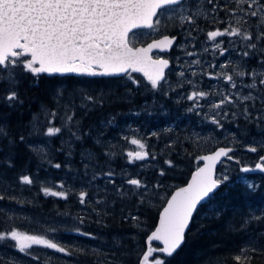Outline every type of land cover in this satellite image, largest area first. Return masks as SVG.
Segmentation results:
<instances>
[{
	"label": "trees",
	"instance_id": "trees-1",
	"mask_svg": "<svg viewBox=\"0 0 264 264\" xmlns=\"http://www.w3.org/2000/svg\"><path fill=\"white\" fill-rule=\"evenodd\" d=\"M211 19L218 25L215 17ZM191 35L198 47L199 38L195 32ZM145 38V43L152 40ZM253 55L258 64L264 59L259 49ZM16 71L14 86L0 82V127L4 129L0 134V195L4 197L0 200V231L16 229L53 240L57 233L61 238L55 241L72 256L47 257L43 250L32 247V254L39 257L34 260L12 247V241H5L0 242V264H138L140 253L146 249V238L172 192L168 186L185 185L199 166L193 158L224 146L202 142V150L197 151L198 142L193 141L197 144L194 148L190 146L189 131L199 121L194 113L190 114L189 102L179 98L186 91L179 87L182 77L173 72L166 83L161 82L153 90L132 73L138 83L134 84L128 75L92 79L43 74L33 77ZM208 85L205 78L204 86ZM257 88L260 103L264 86ZM11 90L18 95L13 102L6 99ZM243 105L250 106L252 118L235 116L243 110L236 105L227 108L222 120L216 119L219 126L212 122L207 126V131L234 138L230 155L234 159L224 167L228 179L196 211L179 251L169 258L156 254L165 264H236L234 257L249 245L257 251L249 248L243 253L250 257L246 264H264V175L240 171L241 167H253L264 156V148L256 153L246 151L247 146L264 142V119L257 120L252 111L255 108L260 112L264 106ZM203 114L202 109L198 117L205 122ZM51 126L61 131L45 135ZM180 128L186 135H177L181 134L176 132ZM135 136L147 145L149 157L130 164L126 154L134 145L128 141ZM166 160L172 162L171 167ZM161 171L165 174L160 175ZM108 172L113 175L109 177ZM25 175L32 178L31 185L20 183ZM129 178L139 179L147 189L128 185ZM250 184L255 187L249 188ZM44 187L63 191L67 198L46 196ZM145 191L146 195H140ZM81 192L87 194L83 204ZM133 216L138 219L133 221ZM60 222L66 226L60 227ZM70 230L83 235L70 234ZM4 245L7 251H3ZM18 257L23 262L17 261Z\"/></svg>",
	"mask_w": 264,
	"mask_h": 264
},
{
	"label": "snow or ice",
	"instance_id": "snow-or-ice-1",
	"mask_svg": "<svg viewBox=\"0 0 264 264\" xmlns=\"http://www.w3.org/2000/svg\"><path fill=\"white\" fill-rule=\"evenodd\" d=\"M207 2L212 4V0H207ZM234 3L243 16L255 18L258 27L255 36L246 30L241 31L240 27L230 25L223 30L208 31L207 40L214 42L213 50H215L220 47L219 43H215L218 37H240L249 42L248 50L241 54L247 58L253 50H257L258 44L264 41V0H234ZM181 4L182 0H0V82H5L10 87L14 86L18 79L17 69L23 73H30L33 77H39L42 74H75L92 77L126 74L129 79H132L130 74L137 72L142 73L151 88L156 90L161 81L165 79V69L169 67V61L155 57L151 53L154 49L165 51L170 48L174 37L170 38L165 35L146 47H135L129 34L138 28L154 29L160 24V17L165 14L166 9ZM227 8L228 5H224V9ZM228 10L231 16H236L235 10ZM211 11H216V5H213ZM185 19L187 17L181 16L182 21ZM187 22L192 23L193 21L188 19ZM242 22L248 23L242 17L236 19V24ZM254 39L255 43L252 42ZM259 51L264 53V44H260ZM187 54L194 55L192 52ZM221 55H223V50ZM193 63H199V61H193ZM259 63L260 68L264 69V59H261ZM221 67L227 68L229 65H221ZM180 75L183 76L184 73ZM234 75L240 78L250 75L252 82L245 85L249 89L256 90L257 82L264 86V70L254 69L251 73H246L235 68L233 74L217 73L209 78L219 79L222 76L225 83L235 88ZM257 77H259L258 81ZM132 82L138 83L135 79H132ZM260 91L264 93V88ZM208 96L209 93L205 91H192L187 96V99L192 101L189 111L199 107L200 100ZM6 99L9 102L16 101L17 92L9 91ZM86 99L92 100L93 98L86 97ZM237 99L244 103L255 101L257 97L249 93L237 96ZM259 99L264 106V94ZM226 103H233L230 94L222 95V99L218 103H212L211 107L220 109ZM243 113L248 118L253 116L248 107L244 108ZM51 115L55 116L56 113L53 112ZM224 115L226 116L227 113ZM256 119H264V107L261 108ZM67 120L71 121L72 117L68 116ZM211 122L219 126L218 120L212 119ZM60 131V128L51 126L47 128L45 135L54 136ZM0 134H4L2 127H0ZM128 142L138 149L127 152L128 163L148 159L147 145L142 140L133 138ZM260 147H264V142L257 146H247L246 151L256 153ZM231 152H233L232 148L221 147L212 154L199 158L205 162L204 166L199 167L193 173L186 187L179 188L167 200V206L160 213L159 225L146 238L147 246L140 253L138 264H165V261L156 254L161 253L170 257L175 253L183 243L185 229L197 205L209 198L210 194L228 179L226 175L222 179L216 177L213 170L221 157L234 159L229 155ZM152 158L155 159L154 156ZM236 162L239 163V161ZM165 163L169 167L172 166L171 161L166 160ZM54 166L60 167L59 164ZM254 170L264 173V156L259 157V162L255 164L254 169L241 168L242 172ZM164 174L161 171L160 175ZM106 175L111 177L113 173L108 172ZM20 183L31 185L33 180L25 175L20 177ZM126 183L136 189H147V186L136 178H129ZM248 186L249 188L255 187L251 184ZM58 187L62 188L63 185ZM42 191L46 196L67 198L63 191H54L48 187L42 188ZM86 195L85 192L79 194L82 204L85 202ZM140 195H146V191ZM3 199L4 197L0 195V200ZM137 219L135 216L132 217L134 221ZM5 241H12V247L25 256H31L34 260L39 257L30 251L33 246L50 249L64 255L71 254L67 248L53 239L44 235H30L16 229L0 231V242ZM154 241L159 242L162 247L154 246ZM249 248L251 251H257L251 245L245 247L241 254L234 257L236 264H246L250 261V257L243 254ZM9 264L12 262L9 261Z\"/></svg>",
	"mask_w": 264,
	"mask_h": 264
},
{
	"label": "rangeland",
	"instance_id": "rangeland-1",
	"mask_svg": "<svg viewBox=\"0 0 264 264\" xmlns=\"http://www.w3.org/2000/svg\"><path fill=\"white\" fill-rule=\"evenodd\" d=\"M187 3L190 5L187 4L183 8H179V9L173 8L169 11H165V14L160 17L161 22L157 26L158 30L154 31V33L150 31V32L135 34L132 36V43L135 47H140L141 44L145 45V40H144L146 39L145 37H151L152 39H154L155 37L158 39L165 35L178 36V42H177L178 44L173 48L174 50L173 54L170 55L169 58L173 59L176 62L175 70H174L175 75L176 74L180 75V73H184L183 76L180 75L182 79L179 87L186 91L183 93L181 92L179 98L182 99L184 98L188 100L187 96L194 90L205 91L209 93V96L206 99L200 100L199 107H195L191 111H189L190 114L194 113L196 120L199 121L194 126H192L191 130L189 131V136L192 137V138L190 137L189 144L192 148H194L197 145L194 142H198V146L196 147L195 151L202 150L201 149L202 142H206L210 146L219 145V144H222L224 146H230V145L232 146L231 142L234 140V138L231 135H226V134L218 135L215 132L207 131V126L209 122L212 121V119L219 118L220 120H222L223 119L222 115L226 117L224 113H226L228 107L234 108L236 105H238L239 108H242L244 110L246 106H244L243 104L245 103H250L254 106L260 104L261 102L258 103L257 99L255 101H246L244 103H241L240 100L237 99V96H244V95H248L249 93H251L255 97H258L259 91L258 88L256 91L249 89L248 87H245V85L250 84L252 82V77L250 75H245L243 78L234 75V80L236 82L235 88H232L230 84L225 83L222 76L221 78L216 79L217 81L215 79H210L209 77L215 76L217 73L233 74V69L235 68H239V70L244 71L246 73H251L253 70H252V66L250 65V61L251 59H254V55L252 56L251 53L250 56L247 58L241 55L244 51L248 50L247 44L249 42L244 41L240 37H232L228 39H224V37L226 36L218 37L215 43H219L220 47L218 49L213 50L214 42H210L207 40V32L210 30H217V29L220 30V28L224 29L231 25V26L240 27L241 31L246 30L247 32L255 36V34L258 31L257 22L255 21V18L243 16V13L236 8L234 0H212V4H209L207 0H187ZM226 4L228 5V8L224 9V5ZM213 5H216L215 15L213 14L214 12L211 11ZM217 9H221V10L223 9V10L217 11ZM228 9L235 10L236 16L235 17L231 16ZM221 13H222V17H219ZM181 16L187 17V19L182 21ZM212 17H215L216 21L219 22L218 25L212 23L213 21V19H211ZM241 17L243 18V20H247L248 23L242 22L241 24H236V19ZM188 19L192 20L193 22L192 23L187 22ZM205 25L208 28L205 27ZM172 30H175V32L168 33L171 32ZM191 31L195 32L197 38H199L200 40L199 41L200 44L198 47H196L198 42L197 39L191 40L192 37ZM203 33H205V35H203ZM224 41H227V43H225ZM235 41L241 42L242 48H239L238 44ZM252 42L255 43L256 42L255 39ZM222 50L227 51V56L225 58H221ZM189 52L194 53V55L191 56L188 55L187 53ZM252 52L256 54V50H253ZM153 56L159 57V54H154ZM163 58L167 59V57H163ZM230 60L233 61L232 62L233 64L230 68L221 67V65H227V63L230 62ZM193 61H199V63H193ZM202 65L209 68L205 69L202 67ZM257 66H258L256 67L257 71L264 70L260 68V64H258V62H257ZM212 69L216 71L213 72ZM167 71L168 69L165 70V74L167 73ZM193 73H195V75H193ZM197 76L200 78L199 82L193 83L192 78ZM205 78H207L209 81L208 86H204ZM257 79H259V77H257ZM193 85H195V87H193ZM258 86L259 84L257 82V87ZM229 94H230V98L233 100L232 104L226 103L220 109H214L211 107L212 103H218L222 99V95H229ZM63 102L65 105L67 104L66 99L63 100ZM191 107L192 105H189V109ZM248 108H250V106H248ZM202 109L204 110L203 116L205 117L206 115L207 117V120L205 122H203V120H201L198 117ZM243 110H238L235 116L243 115L241 116V118L242 119L246 118V116L243 113ZM252 111L254 112L255 117H257L260 114V112H258L255 108L252 109ZM179 121L180 120H178L177 122L179 123ZM174 125L175 123L168 129H172ZM184 131H185L184 128H180L176 130V132L181 133V134H177L178 136L185 134ZM134 138L141 140V138H138L137 136H135ZM133 147L134 148L131 149L130 151L138 150L135 145ZM261 148L264 147H260V149ZM199 162H200L199 158H195V157L193 158L194 164L200 165ZM225 166H229V165L227 163H224L222 168L219 170L221 171V173L217 174V177L222 179L223 176L227 174V168L224 169ZM176 187L178 186L171 185L168 186V189L173 191ZM161 199L165 200V198L162 196ZM59 226L64 227L66 226V223L60 222ZM98 242H100L99 239L97 240V245ZM33 247L39 248V246H33ZM7 250L8 247L4 245L3 251H7ZM70 256L71 255H69V257ZM17 261L23 262L19 257Z\"/></svg>",
	"mask_w": 264,
	"mask_h": 264
},
{
	"label": "water",
	"instance_id": "water-1",
	"mask_svg": "<svg viewBox=\"0 0 264 264\" xmlns=\"http://www.w3.org/2000/svg\"><path fill=\"white\" fill-rule=\"evenodd\" d=\"M182 1H183V0H182ZM145 29H148V28H138V29H134L133 32H136V31H139V30H145ZM133 32H132V33H133ZM132 33H130V34H132ZM130 34H129V35H130ZM169 37H170V36H169ZM160 38H162V37H160ZM160 38H158V39H160ZM170 38H173V37H170ZM158 39H156V40H158ZM153 41H154V40H153ZM153 41H151V42H149V43H152ZM149 43H147V44L144 45L143 47H146ZM174 43H175V38H174V41H173L172 46L174 45ZM172 46H171L170 48L166 49L165 51H159L158 49H154L153 52L151 53V55L154 54V53H158V54H166V53H168V52L170 51V49L172 48ZM140 47H142V46H140ZM135 73H137V72H135ZM137 74H139L144 80H146V79L144 78V76L142 75V73H137ZM45 75H47V74H45ZM54 75H56V74H54ZM66 75H75V74H66ZM123 75H124V74H123ZM123 75H113V76H94V77H121V76H123ZM48 76H50V75H48ZM76 76H81V75H76ZM84 77L94 78V77H92V76H84ZM146 82H147V81H146ZM219 148H221V147H219ZM219 148H217V149H219ZM217 149H215V150H217ZM215 150H214V151H215ZM214 151H212V152H210V153H208V154H205V155H203V156L210 155V154H212ZM233 151H234V149H233ZM231 153H232V152H231ZM200 160H201V159H200ZM224 160H227V158H226V157H221L220 160L217 161V163L215 164V167H214V170H213L215 176H216V171H217L218 167L220 166V164H221ZM204 163H205V162H204L203 160H201V165H200L199 167H203V166H204ZM199 167H198V168H199ZM198 168H197V169H198ZM197 169L194 170V171L191 173V175H190V177H189L187 183H186L185 185L181 186V187L176 188V189L171 193V195L174 194L179 188L186 187L187 184L191 181L193 173H195V172L197 171ZM253 169H254V168H253ZM241 172H242V171H241ZM242 173H251V174H254V173H255V174L264 175V173L259 172L258 170L249 171V172H242ZM219 187H220V186H219ZM219 187H218L217 189H215L213 193L210 194V197H209V198H211V197L217 192V190L219 189ZM171 195L168 197V199H170ZM209 198H206L204 201H201L200 204L197 205V208H196V210L193 212V215H192V217H191V219H190V222H189L187 228L185 229L184 238H185V234L187 233V231H188L189 228H190V225H191L192 219H193V217H194V215H195L197 209H198L203 203H205ZM168 199H167V200H168ZM166 206H167V201H166L165 205L163 206V208L161 209L160 213L163 212V210H164V208H165ZM160 213H159V215H158V217H157L155 227H154V229H153L152 231H154L155 228L159 225ZM152 231H151V232H152ZM151 232H150L148 235H150ZM183 243H184V240H183ZM183 243L179 246V248H177V250L175 251V253H176L177 251H179V249L182 247ZM153 244H154V245H158L159 247H162V245H160L159 242L154 241ZM145 245H146V241H145ZM146 246H147V245H146ZM175 253H174V254H175ZM160 254H161V253H160ZM174 254H173V255H174ZM162 255H163V254H162ZM173 255H172V256H173ZM172 256H170V257H172ZM165 257H168V256H165ZM168 258H169V257H168Z\"/></svg>",
	"mask_w": 264,
	"mask_h": 264
},
{
	"label": "flooded vegetation",
	"instance_id": "flooded-vegetation-1",
	"mask_svg": "<svg viewBox=\"0 0 264 264\" xmlns=\"http://www.w3.org/2000/svg\"><path fill=\"white\" fill-rule=\"evenodd\" d=\"M190 5V4H189ZM176 37H177V41H178V36L177 35H175ZM227 38H232L231 36L230 37H227ZM236 42V41H235ZM237 44H238V46H239V48H241V42H236ZM227 56V51H223V55H221V58H225ZM170 56L168 55L167 56V60L169 61V69L171 68V67H175V64H176V62L173 60V59H170L169 58ZM233 61L232 60H230V62H228L227 63V65H229V67L228 68H230L231 66H232V63ZM250 63H252L251 64V66H252V70H256L257 68V61H255L254 59H251V61H250ZM202 67L203 68H209V67H206V66H204V65H202ZM213 70V69H212ZM216 70H213V72H215ZM192 80H193V83H197V82H199V80H200V78L197 76V77H194V78H192ZM216 80V79H215ZM217 81V80H216ZM193 88V87H192ZM187 102H189V104H192V101H187ZM50 224H52L51 226H54V222H51L50 221ZM48 225H49V222H46V226H47V229H48ZM71 232H70V234L71 233H78V232H73V230H70ZM53 238L55 239V240H57L58 238H61V236L60 235H58L57 233L56 234H53ZM41 250H43L44 252H45V254H46V256L47 257H49L50 255H52L53 257H55V258H61V257H66V255H64V254H62V253H57V252H55V251H53V250H50V249H46V248H43V247H39Z\"/></svg>",
	"mask_w": 264,
	"mask_h": 264
},
{
	"label": "bare ground",
	"instance_id": "bare-ground-1",
	"mask_svg": "<svg viewBox=\"0 0 264 264\" xmlns=\"http://www.w3.org/2000/svg\"><path fill=\"white\" fill-rule=\"evenodd\" d=\"M231 146V145H230ZM245 147V146H244Z\"/></svg>",
	"mask_w": 264,
	"mask_h": 264
}]
</instances>
